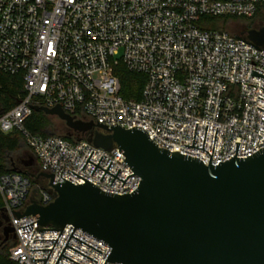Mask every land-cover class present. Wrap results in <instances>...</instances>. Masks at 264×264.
<instances>
[{
    "label": "built area",
    "instance_id": "obj_1",
    "mask_svg": "<svg viewBox=\"0 0 264 264\" xmlns=\"http://www.w3.org/2000/svg\"><path fill=\"white\" fill-rule=\"evenodd\" d=\"M264 12V0H0V71L21 73L24 95L0 115V130L19 131L38 172L53 173L52 184L64 179L84 183L77 175L105 192L130 193L140 177L126 165L124 154L113 146L103 149L86 139L67 140L53 134H33L24 122L29 105L53 107L81 115L80 119L142 127L148 137L168 151H178L213 165L246 157L264 147V50L251 46L247 33L202 29V16L253 18ZM235 36L240 37L239 40ZM251 43V42H250ZM254 45L253 43H251ZM120 67L144 76L138 99L124 98L117 71ZM259 96V97H258ZM29 104V105H28ZM263 109H259L257 107ZM97 119V120H96ZM263 120V121H261ZM196 131L191 145L194 126ZM216 128L215 140L213 138ZM260 129V130H259ZM262 130V131H261ZM61 172V174H60ZM63 177V178H61ZM32 183L20 172L0 175L2 207L13 228L11 264H42L60 230L36 223V217L17 218L30 200L46 205L54 199L49 178ZM35 190V193L33 192ZM37 194V196H35ZM30 197V198H29ZM34 221V222H33ZM32 222L26 231L20 226ZM20 227V228H18ZM74 226L66 224L44 264H54ZM62 254L79 264H103L110 247L74 228ZM57 264H76L60 255ZM104 264H120L106 261Z\"/></svg>",
    "mask_w": 264,
    "mask_h": 264
},
{
    "label": "water",
    "instance_id": "obj_2",
    "mask_svg": "<svg viewBox=\"0 0 264 264\" xmlns=\"http://www.w3.org/2000/svg\"><path fill=\"white\" fill-rule=\"evenodd\" d=\"M247 38L254 45L242 41L264 50V27L247 31ZM250 75L264 78V74L252 69ZM29 106L56 116L74 132L88 133L86 140L97 147L108 150L116 146L133 171L124 180L118 178L119 168L114 175L107 171L112 161L104 169L98 166L102 156L96 164L89 160L92 150L81 167L83 169L87 161L95 165L90 175L99 167L104 170L99 180L107 172L113 176L109 185L117 178L122 181L120 186L130 175L140 177L134 190L119 195L102 191L73 171L70 172L84 183L74 185L59 175L64 183L52 184L53 173L38 172V176L50 179L49 191L54 199L46 205L30 200L22 212L10 211L17 218L35 216L37 224L52 227L38 231L61 232L66 224L74 226L54 264L60 255L79 264L62 254L65 246L96 262L66 244L71 236L101 253L73 236L75 227L110 247L103 264L106 261L120 264H264V147L246 157H235L239 146V142H235V154L213 165L210 163L213 146L211 154L203 149L207 125L202 148L193 146L195 122L192 143L184 145L206 151L209 161L204 164L196 157L157 147L140 126L124 129L115 123L107 127L98 121L75 118L64 112L59 103L50 108ZM35 169L38 171V166ZM5 210L0 208V212ZM31 224L20 227L28 232ZM8 233L13 234L12 227H4L3 234ZM57 238L34 240L55 239V243ZM52 247L30 250L51 251ZM47 257L34 260H43L44 264Z\"/></svg>",
    "mask_w": 264,
    "mask_h": 264
},
{
    "label": "trees",
    "instance_id": "obj_3",
    "mask_svg": "<svg viewBox=\"0 0 264 264\" xmlns=\"http://www.w3.org/2000/svg\"><path fill=\"white\" fill-rule=\"evenodd\" d=\"M256 14L254 17H256ZM253 17V18H254ZM252 18H241V17H231V16H221V17H211L202 16L199 21V27L202 29H218L225 30L224 25L229 21L235 20H250ZM264 24V15H263ZM227 31V30H226ZM119 80L121 83V94L124 98L138 99L140 96L141 88L143 85L144 76L141 74H135L127 71L125 68L120 67L117 71ZM24 95L23 92V79L21 73L10 75L0 71V115L11 109L20 97ZM50 115H46L41 110H32L28 118L24 122V127L33 134H53L50 132ZM77 118H83L81 115L77 114ZM62 121V120H61ZM63 122V121H62ZM80 135L79 139H86L88 133H78ZM59 136V135H58ZM70 141H76L77 139H72L68 133L61 136ZM23 145L27 146L22 134L17 130H11L9 132H2L0 130V175L9 172H20L27 177H29L32 183H39L38 179L34 180L33 177L25 173L24 171H19L15 169V161H13L14 156L17 152L22 150ZM28 147V146H27ZM37 162V161H36ZM38 164V163H37ZM41 178V177H39ZM43 181L44 179L41 178ZM2 198L0 195V208L2 207ZM13 242L8 244H3L0 246V264H11L8 253Z\"/></svg>",
    "mask_w": 264,
    "mask_h": 264
},
{
    "label": "rangeland",
    "instance_id": "obj_4",
    "mask_svg": "<svg viewBox=\"0 0 264 264\" xmlns=\"http://www.w3.org/2000/svg\"><path fill=\"white\" fill-rule=\"evenodd\" d=\"M263 13H258V15L250 20H235V21H229L224 25V29L230 32L231 34H236V35H242L247 33L246 29H250V27H255V26H260L259 22L263 21ZM253 29V28H252ZM250 29V30H252ZM249 31V30H248ZM50 132L54 133L55 135L63 136L65 133H68L72 139H78L80 135L76 134L74 131L69 130L64 122H62L59 118L56 116L50 117ZM15 161V169L19 171H24L31 177H33L34 180H39V184H43L44 181L39 178L38 171L35 169L37 166V162L34 159V156L31 152V150L23 145L22 150L17 152L13 158ZM37 175V177H36ZM1 239H0V246L3 244H8L10 245L13 242V238L11 236L6 237L4 241V235L1 232Z\"/></svg>",
    "mask_w": 264,
    "mask_h": 264
},
{
    "label": "flooded vegetation",
    "instance_id": "obj_5",
    "mask_svg": "<svg viewBox=\"0 0 264 264\" xmlns=\"http://www.w3.org/2000/svg\"><path fill=\"white\" fill-rule=\"evenodd\" d=\"M260 26H255V27H250V29H254V30H258L262 27H264L263 22H259ZM250 29H246V31L250 30ZM70 130V129H69ZM9 217L7 216V213L5 211L0 212V233H3V229L4 227H11L10 225V218H6ZM4 235V234H3ZM12 233H8L7 235H4V239L2 241H4L6 239V237L11 236L12 237ZM1 235H0V239H1Z\"/></svg>",
    "mask_w": 264,
    "mask_h": 264
}]
</instances>
